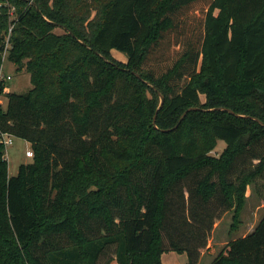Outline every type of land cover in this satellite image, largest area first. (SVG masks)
Masks as SVG:
<instances>
[{
	"label": "trees",
	"instance_id": "16d2710c",
	"mask_svg": "<svg viewBox=\"0 0 264 264\" xmlns=\"http://www.w3.org/2000/svg\"><path fill=\"white\" fill-rule=\"evenodd\" d=\"M3 52L31 88L0 82V133L33 157L9 176L0 143V264H198L264 195V126L203 111L264 124V0H0ZM209 264H264V215Z\"/></svg>",
	"mask_w": 264,
	"mask_h": 264
},
{
	"label": "rangeland",
	"instance_id": "374dc122",
	"mask_svg": "<svg viewBox=\"0 0 264 264\" xmlns=\"http://www.w3.org/2000/svg\"><path fill=\"white\" fill-rule=\"evenodd\" d=\"M54 32L56 34L62 33L60 29H56ZM110 53L116 60L126 62L125 54L114 49ZM7 55V52L2 53L1 74L4 78L10 76V80H3L4 87L5 89L8 88V92L23 94L31 88L30 76L24 67L9 61ZM4 93L0 96V104L3 109L7 106V98ZM201 100H204V96H201ZM224 146L222 141H218L216 148L210 152V155L218 157ZM26 150H31L29 143L19 138H12V144L7 147L5 155L9 176L16 175L19 165L31 162L32 158L25 156ZM263 215L264 195H259L254 184H251L246 189L244 204L238 214L235 227L233 226V209H231L223 213L220 219L215 222L207 247L202 251L198 264H209L229 241L251 233ZM160 261L161 264H187V257L185 253L165 251L161 254Z\"/></svg>",
	"mask_w": 264,
	"mask_h": 264
},
{
	"label": "water",
	"instance_id": "95a60500",
	"mask_svg": "<svg viewBox=\"0 0 264 264\" xmlns=\"http://www.w3.org/2000/svg\"><path fill=\"white\" fill-rule=\"evenodd\" d=\"M30 4L33 5L34 8L36 9V11L39 12V9H38V7H37V5H36L35 2L30 1ZM54 24L57 25L59 28H63L62 26H60V25H58V24H56V23H54ZM68 33L71 34V35L74 37V35L71 33V31L68 30ZM76 40H77V42L80 43L81 45H85V44H84L83 42H81L80 40H78V39H76ZM96 54H97L100 58H102L105 62H109V61H108L105 57H103L101 54H99V53H97V52H96ZM136 76L139 77L137 74H136ZM147 84L149 85V83H147ZM158 95H159L160 103H159V106L157 107V110H156L154 116H153V125H154L155 128H157L156 125H155V118H156L157 112L160 110V108H161V106H162V104H163V96H162L160 93H158ZM196 109H197V108H189L188 110H186V111L181 115V117H180V119H179V122L184 118V116L186 115V113H187L188 111L196 110ZM215 110L226 111V112H228L229 114L234 115V116L237 117V118H249V119H251V120L257 122V123L260 124L261 126H264V124H263L261 121H259L258 119L254 118V117H249V116H244V115L236 114V113H234L233 111H231L230 109H227V108H217V109H209V110H203V111H215ZM162 131H163V132H167V131H169V130H162Z\"/></svg>",
	"mask_w": 264,
	"mask_h": 264
},
{
	"label": "built area",
	"instance_id": "2783aa9c",
	"mask_svg": "<svg viewBox=\"0 0 264 264\" xmlns=\"http://www.w3.org/2000/svg\"><path fill=\"white\" fill-rule=\"evenodd\" d=\"M4 79L10 80V76H6L4 78L3 75L1 74V70H0V82L3 81ZM12 138L13 137L11 135H9V134L0 133V143L4 146V156L6 155L7 147L12 144ZM25 156L32 158L33 157L32 151L31 150H26Z\"/></svg>",
	"mask_w": 264,
	"mask_h": 264
},
{
	"label": "crops",
	"instance_id": "0c3cea01",
	"mask_svg": "<svg viewBox=\"0 0 264 264\" xmlns=\"http://www.w3.org/2000/svg\"><path fill=\"white\" fill-rule=\"evenodd\" d=\"M4 92H8V88H6V89L4 90Z\"/></svg>",
	"mask_w": 264,
	"mask_h": 264
}]
</instances>
